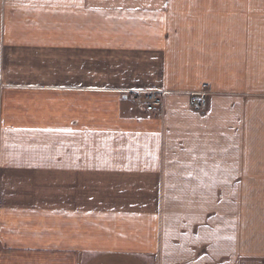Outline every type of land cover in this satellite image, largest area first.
Wrapping results in <instances>:
<instances>
[{
  "label": "crops",
  "instance_id": "crops-1",
  "mask_svg": "<svg viewBox=\"0 0 264 264\" xmlns=\"http://www.w3.org/2000/svg\"><path fill=\"white\" fill-rule=\"evenodd\" d=\"M0 82V264H264V0H0Z\"/></svg>",
  "mask_w": 264,
  "mask_h": 264
},
{
  "label": "built area",
  "instance_id": "built-area-1",
  "mask_svg": "<svg viewBox=\"0 0 264 264\" xmlns=\"http://www.w3.org/2000/svg\"><path fill=\"white\" fill-rule=\"evenodd\" d=\"M2 90V85L0 82V93ZM210 94V90L207 86H205L201 91L195 93L192 96V101L194 105L200 109L204 110L207 106L206 98ZM163 94L160 92L146 91V92H137L133 93V98L136 103L142 104L145 106L146 111L154 112L159 109L163 105L162 100Z\"/></svg>",
  "mask_w": 264,
  "mask_h": 264
},
{
  "label": "rangeland",
  "instance_id": "rangeland-1",
  "mask_svg": "<svg viewBox=\"0 0 264 264\" xmlns=\"http://www.w3.org/2000/svg\"><path fill=\"white\" fill-rule=\"evenodd\" d=\"M134 93H136V92H134Z\"/></svg>",
  "mask_w": 264,
  "mask_h": 264
}]
</instances>
